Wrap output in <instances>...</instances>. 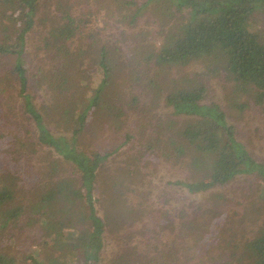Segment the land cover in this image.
Segmentation results:
<instances>
[{
    "label": "trees",
    "instance_id": "obj_1",
    "mask_svg": "<svg viewBox=\"0 0 264 264\" xmlns=\"http://www.w3.org/2000/svg\"><path fill=\"white\" fill-rule=\"evenodd\" d=\"M149 2L0 0V234L22 219L27 222L29 204L21 205L15 199L30 185L29 198L43 201L42 209L45 205L53 208L51 219L43 220L45 216L40 213L35 216V227L44 221L38 233L45 244L50 245V233L45 229L55 230L53 238H58L59 243L69 241L65 261L49 258L45 262L30 252L23 258L17 257L8 249L0 252V264H102L106 251L110 252L109 264L203 262L197 258L203 257L204 236L212 226L218 227V213L211 211L217 210L214 205L225 202V194L212 193L211 201H207L211 206L204 211V202L185 204L175 223L167 211L141 198L136 201L137 206L125 207L124 190L118 196L104 186L103 171L111 156L136 137L132 127L118 126L119 122L127 125L129 106L113 107L106 92L112 51L88 29L102 10L115 9L125 23L130 20L136 24ZM163 2L185 10L186 20L169 34L172 42L160 51L161 61L188 65L202 59L214 63L215 69L222 61L235 90L250 96L264 112V36L252 27V16L257 11L264 13V0ZM129 8L128 13H122V9ZM168 9L174 13V9ZM84 10L91 17H83ZM32 38L35 39L29 47ZM88 70L94 77L101 76L100 80L87 79ZM179 85L176 92L166 95L165 104L173 114L193 118L186 121L176 140L170 138L174 150L168 151V156L173 157L175 164V160L187 154L194 155L193 170L198 166L202 171L191 174V180H178L175 184L185 186L193 194H203L218 186H228L238 175H253L263 180L260 186L264 194V161L255 159L236 137L220 104L204 102L210 95L205 82ZM158 86L161 84L151 85L161 96ZM40 90L44 91L39 94ZM101 98L105 105L98 113ZM132 98L133 106L139 107V100ZM125 128L127 137L122 133ZM104 130L110 131V135L95 145ZM121 137L125 138L123 143L103 146L111 140L115 144ZM100 148L108 151H98ZM51 155H56L55 159L48 161ZM39 158L45 161V168L36 171L33 160ZM120 180L117 177L114 181ZM98 188L105 195L96 193ZM109 199L111 207L119 209L124 205V219L118 211L109 210ZM97 204L103 205L102 215ZM147 212L157 218L158 225L140 229L135 222ZM206 214L216 217L211 221L203 218ZM165 232L171 234L170 238L165 237ZM179 239L182 241L178 242ZM247 248L243 254L252 256L254 264H264V234L251 240L250 250Z\"/></svg>",
    "mask_w": 264,
    "mask_h": 264
},
{
    "label": "rangeland",
    "instance_id": "obj_2",
    "mask_svg": "<svg viewBox=\"0 0 264 264\" xmlns=\"http://www.w3.org/2000/svg\"><path fill=\"white\" fill-rule=\"evenodd\" d=\"M137 1L146 2V0ZM163 1L150 0L136 24L130 20L125 23L121 14L118 16L115 9L113 12L102 10L99 19L93 20V25L88 29L89 33L91 31L96 33L97 41L105 43L114 53H111L110 57L112 69L110 77L107 78L106 92L112 99L113 107L129 106L131 114L127 125L126 122L124 124L119 122L118 126L132 127L135 132L131 131L134 138L136 137L134 142L128 140L118 152L111 156L107 163L109 166L103 171L104 186L107 191L115 192L118 196L121 195V190H124L127 199L124 202L125 207L137 206L136 201L141 198L162 211H167L175 223L178 222V214L185 204L191 201L204 202V211L211 206V203L207 201H211L212 193L222 192L226 196L225 202L214 205L217 210L211 211L218 213V227L212 226L211 230L205 234L203 257L199 255L197 260L203 261L200 264H254V258L243 253L246 251L245 246L248 247L247 250H250L251 240L264 234V194L260 186L263 180L253 175H238L228 186H218L203 194H193L185 186L175 184L178 180H191L193 173L202 169L195 166L196 169L193 170L194 155L189 154L180 159L182 162L174 159L175 164H172L173 157L168 156V151L174 150V146H170V138L176 140L178 132L193 116L173 114V110L165 104V97L168 93L176 92L181 82L189 86L204 81L210 90V95L204 102L220 104L226 114L227 124L234 128L236 137L246 145L255 159L262 161H264V112L250 96L235 90V83L227 75L222 61L219 62L217 69L213 68L214 63L202 59L192 61L188 65L165 64L161 61L160 51L172 42L169 34L186 20L185 10L176 8L174 5L171 7ZM90 4L94 5L91 2ZM168 7L174 9V13ZM130 10V8L125 11L122 9V13H128ZM134 10L133 8V12ZM84 12L83 17H91L87 14V10ZM252 20V27L264 36V13L257 11L252 16ZM104 24V30L101 31L100 27ZM33 39L35 38L29 40V47H32ZM86 77L90 81L97 82L101 76L94 77L88 70ZM151 81L153 83L150 84ZM155 83L161 84L160 87L158 86L161 96L155 88L151 87ZM43 91L40 90L39 94ZM133 96L139 100V107L136 104L133 106ZM39 98L44 99V97ZM104 105V100L101 98L98 113H102ZM116 127L117 123L113 125L115 131ZM126 128L122 133L127 137ZM109 133L110 131L106 130L104 134H101L95 145L101 138L107 139ZM124 139L119 138L115 144L111 140L103 146L113 144L115 147L123 143ZM95 145L90 143V146L96 149ZM98 151H108V148H100ZM41 154L42 151L40 156ZM55 156L51 155L48 161H53ZM155 156L156 159H154ZM205 162L203 157V168ZM44 165L45 161L40 158L33 160L36 171L43 170ZM67 172H69L68 169ZM117 177L121 180L114 181ZM57 179L55 178V181ZM25 187V190L18 193L19 199L15 200L21 205L29 204L27 222L22 219L17 225H9L6 231L0 234V252L9 249L11 253L22 258L30 252L38 255L45 262L49 258L67 260L69 239H66L68 242L59 243L58 238H53L55 230L45 229L50 233L49 245L45 244L43 237L38 233L39 228H43V220L52 218L53 208L45 205V209H42L40 203L43 201L31 200L29 197L32 193L28 192L30 185ZM100 191L99 188L95 190L100 196L105 195ZM22 199L23 202H21ZM110 204L109 199V210L113 213L118 211L124 219V205L116 209ZM143 205L145 206V203ZM97 207L102 215L103 205L97 204ZM137 212L138 209L134 213ZM37 213L45 216L40 221L39 227H35ZM150 216L149 212L145 213L141 219L136 220V225L140 229L158 225L155 220L157 218ZM215 217L206 214L203 218L212 221ZM67 232L68 230L65 231ZM164 235L170 238L171 234L165 232ZM29 238L33 241H27ZM189 242H191L190 239ZM53 247L57 248L51 251ZM104 256L102 264H109L110 252L106 251Z\"/></svg>",
    "mask_w": 264,
    "mask_h": 264
}]
</instances>
